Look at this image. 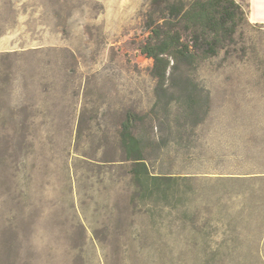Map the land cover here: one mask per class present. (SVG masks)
I'll return each mask as SVG.
<instances>
[{"label": "rangeland", "instance_id": "obj_1", "mask_svg": "<svg viewBox=\"0 0 264 264\" xmlns=\"http://www.w3.org/2000/svg\"><path fill=\"white\" fill-rule=\"evenodd\" d=\"M151 1L0 0V264H264V180L247 177L264 170V19L241 0L228 51L157 92ZM128 111L149 114L150 171L187 183L137 187Z\"/></svg>", "mask_w": 264, "mask_h": 264}, {"label": "trees", "instance_id": "obj_2", "mask_svg": "<svg viewBox=\"0 0 264 264\" xmlns=\"http://www.w3.org/2000/svg\"><path fill=\"white\" fill-rule=\"evenodd\" d=\"M247 22V5L241 0H152L145 22L149 34L141 51L153 60L152 74L157 79V92L179 64H193L216 56L222 50L227 52L235 43L237 30ZM161 101L158 96L153 110ZM209 104V96L203 102L196 93L188 95L184 102V106L191 110L207 106L198 123L206 121ZM148 115L128 111L120 130L126 160L132 162L133 180L147 194L154 193L163 183L171 185L180 180L187 183L192 177L150 171L144 138L135 132L136 125L144 122ZM257 165V171L247 177L255 181L264 180V170L258 171Z\"/></svg>", "mask_w": 264, "mask_h": 264}, {"label": "crops", "instance_id": "obj_3", "mask_svg": "<svg viewBox=\"0 0 264 264\" xmlns=\"http://www.w3.org/2000/svg\"><path fill=\"white\" fill-rule=\"evenodd\" d=\"M250 3V17L264 19V0H247Z\"/></svg>", "mask_w": 264, "mask_h": 264}]
</instances>
